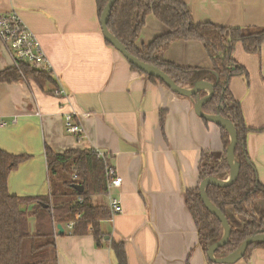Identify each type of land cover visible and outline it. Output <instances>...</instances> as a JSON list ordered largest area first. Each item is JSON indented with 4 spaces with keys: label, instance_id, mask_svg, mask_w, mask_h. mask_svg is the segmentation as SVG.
I'll use <instances>...</instances> for the list:
<instances>
[{
    "label": "crops",
    "instance_id": "1",
    "mask_svg": "<svg viewBox=\"0 0 264 264\" xmlns=\"http://www.w3.org/2000/svg\"><path fill=\"white\" fill-rule=\"evenodd\" d=\"M182 1L196 24L264 30V0ZM10 12L38 38L52 82L43 89L32 81L0 83V152L29 156L10 173L9 194L49 195L46 147L59 154L93 150L107 159L113 177L121 178L119 187L91 197L109 214L111 199L121 205L120 213L100 221L99 246L91 226L87 234L74 236L72 223L61 224L62 232L54 225L57 264H118L113 245H122L126 264H209L186 192L199 184L202 153L222 157L220 127L196 115V98L177 96L130 68L104 39L95 0H0V15ZM166 32L148 16L137 48ZM233 58L247 78H233L229 89L253 131L246 151L264 187V130L257 132L264 129V44L258 54H249L238 43ZM164 59L184 68H211L203 45L195 41L174 42ZM12 66L0 41V72ZM69 112L79 115L81 137L65 132ZM253 212L264 216V200L256 201ZM28 226L34 234L36 220L30 218ZM233 264H264V249Z\"/></svg>",
    "mask_w": 264,
    "mask_h": 264
},
{
    "label": "trees",
    "instance_id": "2",
    "mask_svg": "<svg viewBox=\"0 0 264 264\" xmlns=\"http://www.w3.org/2000/svg\"><path fill=\"white\" fill-rule=\"evenodd\" d=\"M108 1L95 0L99 19ZM148 16H154L164 24L168 32L138 49L136 42ZM106 26L131 56L162 71L178 87L190 89L198 82L211 84L213 95L203 105L202 112L222 117L236 131L234 160L239 166L236 181L227 187L210 185L205 190L208 200L225 216L231 229L227 243L216 249L214 257H227L239 250L246 239L264 234V216L257 217L253 212L256 201L264 200V187L259 183L256 168L246 151V138L253 131L246 127L240 103L229 89L233 78H247L246 70L233 58L235 46L239 43L246 53L258 54L264 44V30L245 32L239 28L196 24L182 0H115ZM178 41L201 43L210 59L211 68H184L167 62L164 59L166 50ZM130 68L149 81L168 88L162 81L140 72L132 65ZM19 80L32 81L40 89L52 82L50 73L25 65H20L19 69L12 66L0 72V83L9 84ZM198 95L205 97L202 91ZM192 98L195 99L194 96ZM220 129L223 155L215 159L209 153L201 154L199 184L207 178L225 180L229 175L226 161L229 135L225 129ZM45 158L49 195L18 197L9 194L7 180L10 173L27 161L29 156L0 152V264H57L54 225L65 222L72 223L70 234L74 236L87 234V227L91 226V233L99 246L102 236L99 223L108 219L110 214L106 208L93 205L91 197L106 192L110 168L107 159L99 157L93 150L74 149L59 154L47 147ZM65 173H72L73 180H63ZM199 184L186 192V205L206 254L208 247L221 239L223 228L221 222L204 207ZM76 185L83 190L75 189ZM30 218L36 220L34 234L29 232ZM256 248L264 249V241L249 245L241 259L248 260L251 251ZM112 249L118 264H126L122 245H113Z\"/></svg>",
    "mask_w": 264,
    "mask_h": 264
},
{
    "label": "water",
    "instance_id": "3",
    "mask_svg": "<svg viewBox=\"0 0 264 264\" xmlns=\"http://www.w3.org/2000/svg\"><path fill=\"white\" fill-rule=\"evenodd\" d=\"M115 0H109L106 7L104 8L101 17H100V26H101V31H102V35L104 37V39L116 50L118 51L124 58L125 60L132 65L134 68H136L137 70H139L140 72H143L144 74L154 77L155 79H158L160 81H162L165 85H167V87L170 89L171 92H173L174 94H178L180 96L183 97H195L196 98V103L194 105V111L196 113L197 116H199L200 118L204 119L205 121L208 122H212L220 127H222L223 129H225L229 135V144L228 147L226 149V161L227 164L229 166V177L226 181H220L216 178H207L205 180H203L200 185H199V193H200V197L202 200V203L204 205V207L207 209V211L214 215L222 224V228H223V233H222V237L221 239L210 245L207 249V258L209 261L215 263V264H233L234 262H236L237 260L241 259L242 256L244 255L247 247L249 245H251L254 242H259V241H264V234L255 236V237H251L246 239L242 245L240 246L239 250H237L235 253L221 258V259H217L214 257V252L216 251L217 248L224 246L227 243V240L230 236L231 233V229L230 226L228 224L227 219L225 218V216L218 210L216 209L215 206L212 205V203L208 200L207 195L205 193L206 187L213 185V186H217V187H227L230 186L231 184H233L237 177H238V173H239V166L238 164L235 162L234 160V151H235V147L237 144V135H236V131L233 127V125L223 119L220 116H209L206 115L202 112V107L203 105L208 102L212 95H213V86L209 83L206 82H198L194 85L193 88L190 89H182L180 87H178L165 73H163L162 71L152 67V66H148L142 62H140L137 58L131 56L126 49L124 48V46L122 44H120L115 37H113L107 30V22H108V18L110 16V12L112 9V6L114 4ZM201 91H208L207 95L203 98H200L198 93ZM75 189H77L78 191H82L83 188L81 186H74ZM57 229L60 230V232H62V228L60 225L57 226Z\"/></svg>",
    "mask_w": 264,
    "mask_h": 264
},
{
    "label": "built area",
    "instance_id": "4",
    "mask_svg": "<svg viewBox=\"0 0 264 264\" xmlns=\"http://www.w3.org/2000/svg\"><path fill=\"white\" fill-rule=\"evenodd\" d=\"M0 41L6 48L13 67L16 69H19L20 65H25L38 71L50 73V64L38 38L23 24L16 13L10 12L0 15ZM60 94L64 93L60 92ZM78 116L74 112L66 113L64 115V129L67 134L81 137L84 130L79 123ZM98 154L99 157H102L100 153ZM107 176L109 178L107 190L121 185V178L113 177L111 169H109ZM109 208L111 216L121 212V205L116 199L110 200Z\"/></svg>",
    "mask_w": 264,
    "mask_h": 264
},
{
    "label": "rangeland",
    "instance_id": "5",
    "mask_svg": "<svg viewBox=\"0 0 264 264\" xmlns=\"http://www.w3.org/2000/svg\"><path fill=\"white\" fill-rule=\"evenodd\" d=\"M206 92L208 93V91H206ZM207 93H204L205 96L207 95ZM228 177H229V175L227 176V178L225 180H220V181H226L228 179ZM62 179L65 180V181L66 180H73V175H72V173H65V174L62 175Z\"/></svg>",
    "mask_w": 264,
    "mask_h": 264
}]
</instances>
